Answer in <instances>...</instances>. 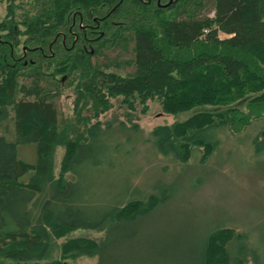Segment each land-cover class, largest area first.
<instances>
[{"label": "trees", "instance_id": "trees-1", "mask_svg": "<svg viewBox=\"0 0 264 264\" xmlns=\"http://www.w3.org/2000/svg\"><path fill=\"white\" fill-rule=\"evenodd\" d=\"M0 2L7 3L0 19V264L80 257L93 264H262L249 233L223 223L202 226L196 244L142 239L144 223L172 199V185L144 192L131 179L123 193L95 196L93 177L105 169V158L125 157L124 144L133 139L120 142V134L139 132L131 118L129 128L98 119L112 99L130 110L138 103L144 113L150 100L171 115L194 112L155 127L146 139L181 170L195 151V165L206 167L223 133L239 136L264 120V0ZM127 35L132 70L94 67L95 57ZM74 79V115L64 118L56 98L63 82ZM89 104L95 123L82 116ZM255 134L258 154L264 126ZM21 147H33V161L20 158ZM77 230L102 235L67 238Z\"/></svg>", "mask_w": 264, "mask_h": 264}, {"label": "rangeland", "instance_id": "rangeland-1", "mask_svg": "<svg viewBox=\"0 0 264 264\" xmlns=\"http://www.w3.org/2000/svg\"><path fill=\"white\" fill-rule=\"evenodd\" d=\"M6 5L7 3L0 2V19L6 14ZM220 37L224 39L228 36L221 34ZM126 38L127 41L95 57L94 67L120 74L132 70L133 44L130 35ZM77 83L78 79L66 80L59 89L56 105L64 118L74 115ZM109 105L98 118L104 125L112 121L114 127H117L124 121L129 128L128 120L131 118L139 125V132L119 135L120 142H125L127 136L132 137L133 141L125 142L124 148L128 152L122 153L124 158L115 155L105 158V169L96 172L93 180H96L97 189L103 187L106 192L101 193L98 189L94 191V195L109 194L113 190L118 194L123 193L130 189L132 180L135 187L144 192L156 185H172V199L161 207L157 213L159 215H154L144 223L142 239L163 242L168 238L177 240L178 237L179 242L196 244L200 242L202 226L223 223L227 227L249 233L260 249V261L264 264V151L256 154L252 146V139L256 131L264 126V120L254 123L239 136L223 133L220 138L222 144L206 167L195 165L199 158L198 151H195L191 166H183L181 170L178 165H172L160 158L146 139L155 127L185 121L194 112L168 114L163 111L159 100H150L145 113L138 103L133 110L121 104L118 99H112ZM92 115L94 116V112L89 104L83 109L82 116L91 118L89 122L95 123L96 119ZM7 126L8 133H13V123L7 122ZM1 132H4V126L0 125ZM104 140L108 142L109 138ZM63 152L64 150L59 148L56 153V174L59 172ZM19 153L20 158L28 161L35 158L33 147H21ZM130 167L139 168L136 176ZM101 235V232L77 230L67 238L98 239ZM63 241L65 239L61 242ZM95 260L80 257L76 261L68 260L65 264H93Z\"/></svg>", "mask_w": 264, "mask_h": 264}]
</instances>
